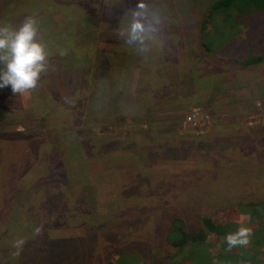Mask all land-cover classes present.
<instances>
[{
  "label": "rangeland",
  "instance_id": "rangeland-1",
  "mask_svg": "<svg viewBox=\"0 0 264 264\" xmlns=\"http://www.w3.org/2000/svg\"><path fill=\"white\" fill-rule=\"evenodd\" d=\"M213 1L170 0L174 12L166 9L169 1L164 12L147 11L151 18L161 17L162 22L155 21L156 31L133 48L160 55L159 61L149 64L148 69L159 80L149 76L148 82L144 80L137 85L140 96L148 102V114L139 115L141 121H136L141 135L128 127L109 126V117L104 118L101 127L93 130L103 137L98 142L95 140L96 148L100 147L96 157L83 150L77 131L66 129L45 139V134L49 133H44V127H36L32 94H20L22 107L14 112L17 120L12 123L15 131H25L24 136L41 141L33 152L38 151L41 161L33 160L25 173L15 172L10 176L9 171L10 182H14L10 183L11 189L0 186V196L3 190L2 194H13L12 207L7 201L2 207L4 199H0L3 215L0 241L9 242V255L16 256L13 264H110L112 260L113 264H264V206L255 213L254 223L249 221L250 203L264 201V129H256L257 123L264 119V9L230 6L227 12L215 14L213 24L205 33L209 35L205 39L210 48L206 51L201 45L200 22ZM24 5L21 0L7 10H0V14L6 15L8 20H16L13 24L16 28L25 17L22 14L27 13H23ZM53 13L52 20L32 15L38 22V30L52 21H60ZM133 19L131 14L125 20L99 22L98 30L105 32L104 39L111 41L101 43L100 47L130 50L132 46L124 43L128 42ZM66 83L75 90L74 96L79 100L82 89L73 88L72 75L57 89H62ZM166 94V98L175 95L176 100L167 99L166 105ZM231 99L232 105L244 114L234 123L235 132H219L213 127L216 116H208L209 111L215 106L214 102L228 101L222 102L223 110L217 117L221 116L225 106L231 107ZM194 109L197 112L192 117ZM165 120H169L170 126L163 130L164 134L150 132L156 129L151 127V122L162 124ZM135 132L136 141H133ZM85 134L81 137H86L87 142L89 135ZM0 137L5 140L4 145H0L1 167L8 162L10 168L20 170L19 166L11 165V159L23 160L21 147L15 148L1 132ZM105 137H112L114 144L107 145ZM51 150L53 158L48 163L52 168H64L68 181L73 184L65 191L60 188L62 181H57L58 188L43 196L40 192L31 197L28 200L31 204L23 208L21 203L26 197L21 200L19 188L34 186L36 190L44 184L45 176L50 175L44 155ZM5 169L0 171L3 186L8 184L2 181L6 179ZM48 175L46 179L50 178ZM40 189L36 191H43ZM81 190L86 192L84 199L78 194ZM230 207L240 211L234 232L241 226H251L249 245L229 249L224 236L208 250L193 245L194 248L185 251L177 261L169 260L174 249L167 239L178 234L172 232L171 236L173 219H182L183 227L194 231L202 216ZM6 211L14 216L15 213L25 214V217L30 213L26 224L22 216L19 217L25 231L17 230L23 227L18 224L16 230H11ZM58 211L74 213L64 217L55 213ZM37 227L43 230L39 236L34 235ZM45 235L61 240L57 253L52 250L53 246L50 248L44 243ZM21 240L23 247L17 245ZM205 253L207 256L199 263ZM10 261L9 256L1 257L2 264H10Z\"/></svg>",
  "mask_w": 264,
  "mask_h": 264
},
{
  "label": "trees",
  "instance_id": "trees-1",
  "mask_svg": "<svg viewBox=\"0 0 264 264\" xmlns=\"http://www.w3.org/2000/svg\"><path fill=\"white\" fill-rule=\"evenodd\" d=\"M168 1L170 2V0H142V2L147 5V11L149 10L152 13L154 9L164 12L163 9L166 7ZM20 2L21 0H0V10H7L12 7V5ZM24 2L23 13H27L22 14V16L36 15L39 18L46 16L52 20V16L54 15L53 12H55L58 16L57 18L60 20L57 22L52 21L48 26L37 31V39L44 43L48 58L46 62V71L41 74L36 88L30 90L29 93L32 94L31 98L34 104L32 107L35 112L33 117L34 120H36V127H44L46 128L44 133H49L45 134L44 138L46 139L54 132L66 131V129L77 131L83 150H85L88 155L96 157L95 154L99 152L100 147L96 148L94 145L95 140L98 142L103 137H100L101 135L99 136L93 130L97 126L101 127L104 118L109 117V122L107 123L109 126L123 127L126 125L136 132L140 131V127L137 126L138 123H136V121H141L139 115L148 114V104L147 100L140 96L141 92L139 94L137 85L141 84L144 80L148 82L149 76H151V78L154 76L155 79H158V76L153 73L150 74L148 69L149 64H153L154 61H159L160 55H158V52L152 55L153 53H150V51L148 52L145 50L146 52H144L141 48L140 50L139 48L133 49L136 43L128 42L124 44L132 46L130 47L132 50L124 51L102 48L100 47L101 43H108L111 41L104 39L106 33L98 30V23L102 20H125L128 15H131L129 12H131V9L135 8L138 0H113L112 2L110 0H24ZM230 6H235L240 9H264V0H214L204 11L200 22L201 45L206 51L210 50V48L207 46L206 42L209 35L206 36L205 33L206 30L210 28L211 23L213 24V16L224 10L227 12L226 8ZM167 7L166 9L174 12L171 2L168 3ZM147 16L149 17L146 18V22H149L148 19H150L151 22H162L161 17H156V19H154L151 18L150 15ZM14 22H16V20H8L6 15L3 16L0 14V25H9L15 28L13 26ZM166 32L167 31H165V33ZM167 33L173 35V33ZM113 42L120 43L119 41H112V43ZM71 75L73 79L75 78V85H73V88L77 89L81 87L82 89V95H80L79 100L74 96L75 90L70 87L68 88L69 85L67 83L62 89H57V87L60 84L63 85V82H66L68 78L70 80ZM187 79H185V82ZM161 89L163 90V87H161ZM169 99L170 101H174L176 100V96L171 94ZM21 100L22 97H20V94H13L10 86L0 88V132L6 136V140H11L13 142L12 145H14L15 148L21 147V151L24 154L23 160L14 159L13 157L11 159V165L14 164L15 167L19 166L20 170H13L9 167L8 162L3 163L2 167L0 165V171L1 168H6L4 170L5 175H3L6 179L2 178V181L8 184L3 186L0 182V186L5 190L13 187L11 184H14V182H10L12 181L10 176H14L15 172L25 173L24 171L27 170L28 164L31 165L33 160L35 162L41 161V159H39L41 156H38V151L33 154L34 149H37V144L41 141L34 140L30 135L24 136L25 131H15V124L12 123L17 120L14 112L22 107ZM170 105L171 103H169V106ZM128 120L131 124H128L130 123ZM155 124L158 123H152L151 127L156 128L157 126H155ZM136 127H138V130H136ZM26 130H28L27 125ZM84 132L89 135L87 142L85 141L86 137H81L82 135H86ZM136 132L134 133L135 137L133 141H136ZM137 134L141 135L139 132H137ZM105 138L108 139V141L106 140L107 145L111 144L110 142L114 144V139L113 141L110 140L112 137ZM4 142L5 140L0 137V145H4ZM51 154H53L52 150L51 152H45L44 155L46 160L45 163H47V168L50 170V175H47L50 178L46 179V175L43 181L44 184L37 187L35 186L36 190L41 188L43 191H36L33 188L34 186L31 188L23 187L24 189L19 188L21 200L26 197V200L21 203L23 208L25 205L28 206L31 204V201H28L31 197H36L40 192L42 193L40 196H43L47 192L54 191V189L58 188L57 181H62V186L60 188H63L65 191L71 188L73 183L68 181L69 178L68 175L67 177L65 175V169L52 168L48 163V160L50 161L53 158ZM55 158L56 160L59 159V157L57 158L56 156ZM90 168L93 170L92 167ZM76 169L78 171L80 170L77 164ZM9 171H11L10 176ZM1 177L0 175V178ZM5 190L1 191L0 196V199H4V201H1L3 203L2 207L6 205V201L7 204L12 207L13 194H2ZM78 194L80 199L86 197V192L83 190L78 192ZM68 199L70 204L72 199L70 197ZM250 205L252 211L249 216V221L250 223H254L255 213L264 206V201H255L250 203ZM18 209H20V207ZM30 212L32 213V211ZM55 213L63 214L64 217H68L66 214L74 212L58 211ZM238 213H240V211L237 207H230L218 210L212 215L202 216L200 218L199 227L194 231L186 230L182 225V219H173L171 236H173L172 232L178 234L173 237H168L167 239L170 246L174 249L169 260L171 262L177 261V258L179 259L182 255H185L183 254L185 251L189 248H194L193 245H201L205 250L214 246L222 237H226L227 234L234 232ZM7 214L8 211H6L5 215ZM26 214L27 218L25 214L15 213V216L12 213L8 214L7 217L11 223L12 231L16 230L17 224L23 226L17 230L20 232L25 231V224L29 222L26 220H28V215L30 213L28 212ZM43 214L44 213H40V215ZM20 215L25 224L19 219ZM2 216V211H0L1 220L3 219ZM35 225H37V223H35ZM259 232L262 233L263 228H261ZM59 241L49 239L48 236L45 235L44 243L49 245L50 248L53 246L52 250L56 253L59 250V246H57ZM8 244L9 242L0 241V254L1 252L4 253L0 255V264H2L1 257L3 255L5 257H10V264H13L16 258L13 254L9 255L7 249L10 247L7 246ZM42 256L43 255L40 254V257ZM205 256H207L206 253L200 257L199 263L204 261ZM183 258L184 256L182 259ZM113 263L114 260L110 262V264Z\"/></svg>",
  "mask_w": 264,
  "mask_h": 264
},
{
  "label": "clouds",
  "instance_id": "clouds-1",
  "mask_svg": "<svg viewBox=\"0 0 264 264\" xmlns=\"http://www.w3.org/2000/svg\"><path fill=\"white\" fill-rule=\"evenodd\" d=\"M133 22L130 25L128 43L143 44L149 33L156 31L153 23L146 22L147 5L138 0L131 9ZM37 20L25 16L18 27L0 25V88L10 86L13 94H24L36 88L41 74L46 71L48 53L43 42L37 39ZM37 227L35 234H42ZM252 228L239 227L234 233L226 235L229 249L246 247L250 243ZM24 241H18L22 246Z\"/></svg>",
  "mask_w": 264,
  "mask_h": 264
},
{
  "label": "crops",
  "instance_id": "crops-1",
  "mask_svg": "<svg viewBox=\"0 0 264 264\" xmlns=\"http://www.w3.org/2000/svg\"><path fill=\"white\" fill-rule=\"evenodd\" d=\"M150 68V67H149ZM168 96V94H166L165 96H164V102H165V104L167 105L168 104V100L167 99H169V97L168 98H166ZM232 100L233 99H231L230 100V104H231V107H227V106H225V108H226V110H225V112H223L222 114H221V116H219V117H217V115L218 114H220L221 112H222V102H223V104L224 103H227V102H224V101H222V100H218L217 102H214V104L213 105H215V106H213L212 108H211V111H209L211 114L210 115H208V116H210V117H212L214 114H215V116L216 117H214V118H216V119H214V121H213V127H215V128H217V130L219 131V132H223V133H229V132H235V130H237V128H233V126H234V123L236 122H239L238 121V118L239 117H242V115L244 114V113H242V110H240L239 109V107H235V106H233L232 105ZM148 103V102H147ZM215 108H216V110H215ZM224 108V109H225ZM264 114V113H263ZM164 116H168V114H165ZM170 116V115H169ZM224 119H226V120H224ZM128 122H130L129 120H128ZM161 123L162 124H156L157 125V127H156V129H155V131H150L152 134H155V133H157V132H159V133H162L163 132V130L165 129H167L168 128V126H170V122H169V120L168 121H164V122H162L161 121ZM128 124H131V122L130 123H128ZM152 124V123H151ZM154 124V123H153ZM171 125H172V127H173V124H172V122H171ZM123 127H128V126H123ZM212 127V128H213ZM257 128H259V129H264V119H262V121H261V123H257V125H256V129ZM245 130H248V129H245ZM165 133V132H164ZM164 133H162V134H164Z\"/></svg>",
  "mask_w": 264,
  "mask_h": 264
},
{
  "label": "built area",
  "instance_id": "built-area-1",
  "mask_svg": "<svg viewBox=\"0 0 264 264\" xmlns=\"http://www.w3.org/2000/svg\"><path fill=\"white\" fill-rule=\"evenodd\" d=\"M194 111V113L192 114V117H195V114H196V112H197V109H194L193 110ZM191 116H188V120H191V118H192ZM195 120V119H194ZM193 120V121H194ZM194 124H195V121L193 122Z\"/></svg>",
  "mask_w": 264,
  "mask_h": 264
}]
</instances>
